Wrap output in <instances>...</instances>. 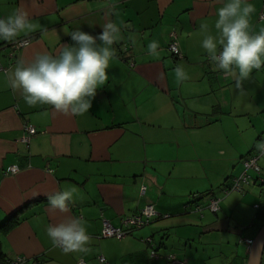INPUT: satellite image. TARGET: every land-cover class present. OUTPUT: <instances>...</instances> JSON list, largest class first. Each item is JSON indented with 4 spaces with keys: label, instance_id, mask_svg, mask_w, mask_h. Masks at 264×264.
<instances>
[{
    "label": "crops",
    "instance_id": "obj_1",
    "mask_svg": "<svg viewBox=\"0 0 264 264\" xmlns=\"http://www.w3.org/2000/svg\"><path fill=\"white\" fill-rule=\"evenodd\" d=\"M223 2L0 0V18L20 7L33 25L16 38L30 42L14 60L7 48L0 49V225L13 214L16 219L0 229V264L16 255L39 256L40 264H105L100 257L108 264H168L169 254L183 264H247L244 239L253 240L264 224V207L255 199L264 185L253 178L243 193L221 191L264 135V67L238 85L236 74L206 61L200 25L206 23L215 35V13ZM248 3L254 7L250 30L256 33L264 29V0ZM108 22L120 26L122 38L113 45L109 79L88 113L30 107L22 90L10 87L19 60L40 52L55 55L61 45L73 43L71 31L95 36ZM171 33L181 58L167 50ZM154 40L157 56L147 49ZM177 66H183L186 80L177 82ZM24 125L36 129L28 143L21 141ZM227 133L249 136L243 152L228 153L230 144L219 136L228 139ZM10 166L18 172L5 174ZM72 188L67 213L50 209L44 194ZM212 195L221 197L215 214L206 210ZM146 205L158 215L142 228L121 239L99 236L103 220L117 227ZM68 216L85 221L90 237L85 253H64L46 235L49 224ZM148 237L158 258L149 255Z\"/></svg>",
    "mask_w": 264,
    "mask_h": 264
},
{
    "label": "clouds",
    "instance_id": "obj_2",
    "mask_svg": "<svg viewBox=\"0 0 264 264\" xmlns=\"http://www.w3.org/2000/svg\"><path fill=\"white\" fill-rule=\"evenodd\" d=\"M254 7L248 0H224L216 10L213 35L206 23L200 25L201 48L216 70L237 75V84L253 70L264 67V29L253 33L250 16ZM33 27L26 10L18 7L0 18V40L13 41ZM72 44L61 45L57 54L36 53L30 61L19 60L9 77L12 89L22 90L28 106L49 105L65 115H83L91 108L98 89L109 79L108 69L114 58V44L121 40V28L114 22L105 23L95 36L80 28L67 34ZM148 53L159 54V42L147 45ZM177 82L188 78L183 66L174 70ZM256 149L264 154V140ZM76 189L44 194L50 209L67 213ZM46 235L54 247L64 253L88 251L90 237L85 221L68 216L58 224H49Z\"/></svg>",
    "mask_w": 264,
    "mask_h": 264
},
{
    "label": "built area",
    "instance_id": "obj_3",
    "mask_svg": "<svg viewBox=\"0 0 264 264\" xmlns=\"http://www.w3.org/2000/svg\"><path fill=\"white\" fill-rule=\"evenodd\" d=\"M260 19L264 20V12L260 14ZM176 36H177L176 33H171L170 35L171 39L167 45V50L173 57L181 58L182 53L177 46ZM29 42H30V38H19L10 41L6 44H0V49H3L4 47L7 48L8 49L7 55L9 59L14 60L17 57L18 51L23 47L27 46ZM206 61L208 63H211L208 56L206 57ZM23 130L25 134L21 137V141L23 143H28L29 138L36 133V129L31 125H24ZM261 140H264V135L262 136ZM261 155L263 154L259 153L257 149H255L251 155H249L248 157L242 160V167H243L242 173L234 177L231 183L222 189L221 192L223 196H227L229 193L232 192L243 193L245 185L249 184L253 178L251 177V175L248 174L249 170L254 171L255 175L258 176L257 180L263 181V178L260 173L261 169L258 165V159L261 157ZM18 170L19 169L17 166H10L4 171V173L15 174L18 172ZM145 189H146L145 186H141V193H143ZM197 198H198L197 194L192 195V199L195 200ZM220 200L221 197L213 196V195L210 196L208 198L206 208H208L213 214L217 213L219 210ZM196 209L201 211L202 206L197 205ZM157 215L158 213L153 205H146L138 212L130 216L123 217L120 221V225L117 227L113 226L109 221L103 220L99 236L103 238L121 239L123 237H126L127 235H130L134 230L142 228ZM146 241L150 245V250H149L150 257L158 258L159 255L157 254V251L152 247V239L148 237L146 238ZM252 242H253L252 239H244V243L247 251L250 250ZM165 259L167 260L168 264H183L182 261L176 259L174 255L171 254L166 255ZM99 261L108 264L105 262L103 257H100ZM4 264H40V257L39 256L27 257L24 255H16L14 257L5 259ZM77 264H84V261L79 260Z\"/></svg>",
    "mask_w": 264,
    "mask_h": 264
},
{
    "label": "rangeland",
    "instance_id": "obj_4",
    "mask_svg": "<svg viewBox=\"0 0 264 264\" xmlns=\"http://www.w3.org/2000/svg\"><path fill=\"white\" fill-rule=\"evenodd\" d=\"M219 136H220L221 143L223 142V143L228 144V145L230 144V147L228 148V150H229L228 153L230 152L231 154H235V155L236 154H239L240 152H243L244 151V149H243V138L245 140H248L249 139V136L247 134H240V133L238 135H236V134L235 135H232V133H230L228 139H227V137L226 138L222 137V135H219ZM237 157H238V155H237ZM225 161L226 160H223V162H225ZM231 162L232 161H230V162H227L226 161L224 165H227L228 163H231ZM258 165H259V167L261 169L260 170L261 176L263 177L264 176V154L261 155V157L258 159ZM242 171H243V167L241 168V171L237 174V176L240 175L242 173ZM248 174L251 175V177H254L255 176V173L252 170H249L248 171ZM255 199H256V202L258 204L262 205V207H263V204H264V194H262V195L259 194L258 196L256 195V198ZM206 210L208 212L212 213L208 208H206Z\"/></svg>",
    "mask_w": 264,
    "mask_h": 264
},
{
    "label": "water",
    "instance_id": "obj_5",
    "mask_svg": "<svg viewBox=\"0 0 264 264\" xmlns=\"http://www.w3.org/2000/svg\"><path fill=\"white\" fill-rule=\"evenodd\" d=\"M264 252V224L255 235L248 251L247 264H261Z\"/></svg>",
    "mask_w": 264,
    "mask_h": 264
},
{
    "label": "trees",
    "instance_id": "obj_6",
    "mask_svg": "<svg viewBox=\"0 0 264 264\" xmlns=\"http://www.w3.org/2000/svg\"><path fill=\"white\" fill-rule=\"evenodd\" d=\"M262 138V137H261ZM261 140V139H260ZM253 178H255L256 180L258 179V176L257 175H255ZM252 178V179H253ZM263 178V181H259V180H257L258 182H259V184H264V177H262ZM263 207H264V204H263ZM15 217V214H13L12 215V218L10 219V217L6 220V221H4L1 225H0V229L2 228H4V230H6V229H8L10 226H5V225H7V223L10 221H12L13 222V224L14 223H16V219L14 218ZM10 219V220H9ZM7 227V228H6Z\"/></svg>",
    "mask_w": 264,
    "mask_h": 264
}]
</instances>
